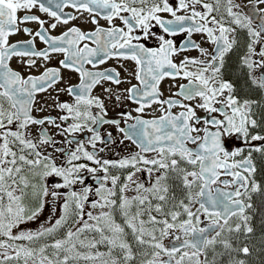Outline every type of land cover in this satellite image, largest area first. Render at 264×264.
Listing matches in <instances>:
<instances>
[{
    "label": "snow or ice",
    "instance_id": "snow-or-ice-1",
    "mask_svg": "<svg viewBox=\"0 0 264 264\" xmlns=\"http://www.w3.org/2000/svg\"><path fill=\"white\" fill-rule=\"evenodd\" d=\"M249 5L250 12L236 0H0V264H249L256 248L251 194L264 196L253 163V152L264 157V7H256L264 0ZM20 11L25 14L18 16ZM84 13L94 31L72 26L53 36L45 27L67 25ZM28 22L38 30H22L34 38L10 43ZM180 33L188 37L180 47L166 38ZM193 33L206 36L212 50L192 41ZM35 38L47 48L38 50ZM149 39L157 46L141 42ZM88 40L95 47L81 46ZM188 48L200 57L174 62ZM234 52L237 75L226 79ZM51 53L64 59L40 75L24 76L10 67L14 57L26 58L31 68L34 57L48 61ZM110 58L136 64L139 87L127 89L128 99L139 105L135 111L158 103L161 115L144 119L124 113L125 120H134L127 129L120 120L103 118V101L92 89L102 80L120 84L119 73L85 65L95 68ZM61 68L79 74V83L66 89L73 102L56 104L65 113L59 117L63 127L52 116L32 115L36 94L61 81ZM166 77L187 80L175 94L182 99L161 98L159 85ZM240 80L246 99L239 94ZM93 107L100 112L94 114ZM174 107L181 110L173 112ZM46 122L62 141L49 135ZM101 124L115 125L138 151L101 159L97 142L108 143L98 130ZM32 125L41 126L38 136L31 135ZM85 132L91 133L86 141L74 135ZM237 140L243 146L230 149L228 142ZM144 172L147 183L138 178ZM61 201L58 216L35 229L23 227ZM86 205L99 211H85ZM260 232L264 251V219Z\"/></svg>",
    "mask_w": 264,
    "mask_h": 264
},
{
    "label": "flooded vegetation",
    "instance_id": "flooded-vegetation-1",
    "mask_svg": "<svg viewBox=\"0 0 264 264\" xmlns=\"http://www.w3.org/2000/svg\"><path fill=\"white\" fill-rule=\"evenodd\" d=\"M237 3H240L244 7V11L250 12L251 6L249 5V0H236ZM256 7H264V5H257ZM66 12H71L73 15L79 16V13L75 12V10L71 8H65ZM32 12L38 16L41 17V19L45 21H51V18L48 17L45 13L39 12L38 9H32ZM25 13L24 11L18 12V16H23ZM166 18L168 17L167 14H165ZM258 19V14H257ZM54 22V21H53ZM99 24L101 26L107 27L108 24L105 20L99 19ZM115 24L121 25V22L119 20L115 21ZM76 26L79 27L82 31L88 32V31H94L96 25L91 23V20L89 18V15L87 13H84L81 18H78L76 20L69 21L67 25L65 24H59L57 28L52 29L48 27V24H45V27L48 29V33L53 36L61 35L64 31H67L69 27ZM24 27L30 28L33 33L38 30V25L34 22H28L26 24H20L21 30L18 31L15 35L10 36L9 42L15 43L17 41H24L33 39V36H30L29 34L25 33L22 29ZM159 34H163L162 30L156 27L154 29ZM243 36L244 34L241 33ZM174 40V43L177 47H180L182 43H187V34L186 33H180L176 35L175 37H166ZM191 40L195 43L199 44L201 47L208 49L209 51L212 50L213 45L207 40L206 36H202L200 33H193L191 36ZM145 43L147 47H155L157 46V41L155 39H149L147 41H141ZM84 43H88L90 47H95V44L92 43L91 40L88 41H82L81 46H83ZM35 47L39 49H45L47 48V45L44 44L42 41H40L38 38H35ZM240 54H243L242 51ZM51 59L48 61H44L42 58H33L36 59L37 63L35 66L29 68L23 61L26 58L22 57H14L9 63L10 67H12L14 70L20 71L22 75H40L45 67H60L59 61L64 59L62 53H51ZM184 56L188 57H200V52L195 48H188L185 51L180 52L176 56L173 57L174 62L179 63L180 60L184 58ZM238 62L237 59V53H232L229 57V67L225 69V78L226 79H235L237 73L235 72L234 65ZM85 68H87L90 71H101L104 72L105 70H111L114 69L115 72L109 73L111 75H115V73H119V79L121 81L120 84H115L110 80H102L101 83L97 84L91 92V95L99 97L104 104L105 112L102 113L103 118L106 120H112L117 119L120 120V127L127 129V125L134 123V120H125L123 115L124 113H131L133 117L135 116H141L144 119H152L154 117H158L161 115L160 112V104L153 103L151 107H146L145 111L143 113H137L135 109L139 106L137 103H135L133 100L128 99L129 93L127 92V89L131 88L133 85H137L139 87V81L135 78V72H136V64L132 60H126L122 58H110L106 60L103 64H96L95 68H93L92 65H85ZM61 75L62 79L57 84L49 88L45 92L37 93L35 97V103L33 105V111L32 115L37 119H43L46 116H52L57 119V123H60L63 126H66L63 122L59 120V117L65 113H63L59 108L56 107L57 103H63L68 102L72 103L74 98L68 94L66 89L71 86L79 83V74L68 70L61 68ZM187 80L182 78H168L166 77L160 82L159 85V91L162 94V99H168L169 97L172 98H180L182 97H176L175 94L180 91L179 86L181 84H186ZM239 94L242 99L248 98L247 89L243 87V81L240 80L237 82ZM64 91H61V90ZM105 89H110L111 92L105 91ZM117 97H120L119 100H117ZM187 102V101H185ZM191 103H195L194 101ZM165 108L167 105L164 106ZM173 112H179L181 109L179 107H174ZM93 113L100 112L99 109L93 107L92 108ZM197 114L201 117H206V113L203 112V110L197 109ZM203 125H201L202 127ZM44 128L48 130L49 135L54 136V138L57 141H62L64 139L63 136L58 135V129L51 124H48L47 122L43 125ZM41 128L40 125H32L30 126V132L32 136H38V130ZM98 130L101 134L102 140L108 141L107 144L103 142H97L96 145V152L97 155L101 159H119L122 156H125L131 152L138 151L136 148V145H134L130 140H127L124 138L123 133L119 132L115 125L112 124H101L98 126ZM108 133H111V140H109ZM76 135L79 139H82L84 141L87 140L88 136L91 135V133H76ZM122 141V142H121ZM229 148H234L236 146H243L242 142L237 140L235 142L229 141L228 142ZM74 147V145H73ZM103 148L104 151L100 152L99 149ZM246 151L243 155H247V146H245ZM89 150L91 149V146H89ZM48 151H52L51 148L48 149ZM90 163V162H89ZM253 163L257 166V174L256 179L258 182L261 183V179L264 177V157L261 156L260 153L253 152ZM102 175V173H101ZM138 178L147 183L148 181V175L146 172L138 174ZM226 177H221V179H225ZM230 179V178H229ZM89 184H94L95 181L89 177L88 178ZM215 187V185L213 186ZM220 187H223V185H220ZM130 195L134 193H129ZM252 200L253 197L256 195V193H252ZM94 198V197H93ZM252 200L250 201L252 203ZM61 202H57L56 205L49 204L45 210L41 213L43 214V218L40 221H35V225L31 226L30 229L37 228L41 223L46 222L49 217H55L59 215V205ZM55 209V211H54ZM85 211H99L98 209L93 210L90 206L86 205ZM45 214V215H44ZM249 214H251V210H249ZM86 218V217H85ZM117 221L122 222V218L117 216ZM167 243V240H166ZM102 251H105L106 249L101 247Z\"/></svg>",
    "mask_w": 264,
    "mask_h": 264
},
{
    "label": "trees",
    "instance_id": "trees-1",
    "mask_svg": "<svg viewBox=\"0 0 264 264\" xmlns=\"http://www.w3.org/2000/svg\"><path fill=\"white\" fill-rule=\"evenodd\" d=\"M261 183H264V177L261 179ZM253 210L251 214L253 216V225L256 229V248L253 251L252 255L248 258L249 264H264V251H261V245L259 243V237L261 235L260 227L261 221L264 219V196L260 192H257L252 200Z\"/></svg>",
    "mask_w": 264,
    "mask_h": 264
},
{
    "label": "rangeland",
    "instance_id": "rangeland-1",
    "mask_svg": "<svg viewBox=\"0 0 264 264\" xmlns=\"http://www.w3.org/2000/svg\"><path fill=\"white\" fill-rule=\"evenodd\" d=\"M42 218H43V214L40 215V218L37 221H40ZM33 225H35V221L34 222H28L26 225H23V227L26 228V229H30V227L33 226Z\"/></svg>",
    "mask_w": 264,
    "mask_h": 264
}]
</instances>
